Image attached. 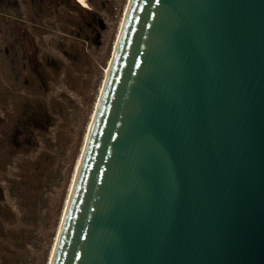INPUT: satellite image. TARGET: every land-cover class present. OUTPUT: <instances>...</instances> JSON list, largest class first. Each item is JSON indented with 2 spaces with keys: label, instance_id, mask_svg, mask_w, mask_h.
I'll return each instance as SVG.
<instances>
[{
  "label": "water",
  "instance_id": "95a60500",
  "mask_svg": "<svg viewBox=\"0 0 264 264\" xmlns=\"http://www.w3.org/2000/svg\"><path fill=\"white\" fill-rule=\"evenodd\" d=\"M49 264H264V0H129Z\"/></svg>",
  "mask_w": 264,
  "mask_h": 264
},
{
  "label": "rangeland",
  "instance_id": "374dc122",
  "mask_svg": "<svg viewBox=\"0 0 264 264\" xmlns=\"http://www.w3.org/2000/svg\"><path fill=\"white\" fill-rule=\"evenodd\" d=\"M0 0V264H49L129 0Z\"/></svg>",
  "mask_w": 264,
  "mask_h": 264
},
{
  "label": "bare ground",
  "instance_id": "6f19581e",
  "mask_svg": "<svg viewBox=\"0 0 264 264\" xmlns=\"http://www.w3.org/2000/svg\"><path fill=\"white\" fill-rule=\"evenodd\" d=\"M79 5H81V6H83V8L84 7H86L87 5V2H86V0H75ZM128 5V4H127ZM127 9V8H126ZM125 13H126V10H125ZM125 13H124V16H125ZM122 23V22H121ZM109 65V64H108ZM107 71H108V69L106 70V74H107ZM101 89H102V87H101ZM99 99V98H98ZM97 102H98V100H97ZM97 102H96V105H97ZM95 105V106H96ZM96 108V107H95ZM95 111V110H94ZM94 114V113H93ZM92 118H93V115H92ZM92 118H91V120L90 121H92ZM90 124H91V122H90ZM90 124H89V127H90ZM89 127H88V131H89ZM88 131H87V134H86V137H87V135H88ZM86 137H85V140H86ZM85 144V143H84ZM84 148V147H83ZM83 151V150H82ZM79 165H80V157H79V159H78V161H77V163H76V167H75V169H74V175H73V179H72V182H71V186H70V190H69V193H68V196H67V199H66V204H65V207H64V211H63V213H62V217H61V222L60 223H62V220H63V217H64V212H65V209H66V206H67V203H68V199H69V196H70V193H71V190H72V187H73V184H74V180H75V178H76V175H77V173H78V170H79ZM60 228H61V224H60V226H59V229H58V231H57V235H56V237H55V241H54V244H53V247H52V251H51V255H50V260H49V263H50V261H51V258H52V256H53V251H54V248H55V245H56V241H57V236H58V233H59V230H60Z\"/></svg>",
  "mask_w": 264,
  "mask_h": 264
}]
</instances>
